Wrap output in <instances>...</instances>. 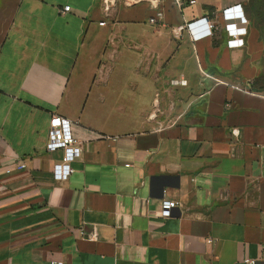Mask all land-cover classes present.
<instances>
[{
  "label": "crops",
  "instance_id": "1",
  "mask_svg": "<svg viewBox=\"0 0 264 264\" xmlns=\"http://www.w3.org/2000/svg\"><path fill=\"white\" fill-rule=\"evenodd\" d=\"M196 1L0 0V264H264V39L250 0ZM54 114L83 145L66 178Z\"/></svg>",
  "mask_w": 264,
  "mask_h": 264
},
{
  "label": "built area",
  "instance_id": "2",
  "mask_svg": "<svg viewBox=\"0 0 264 264\" xmlns=\"http://www.w3.org/2000/svg\"><path fill=\"white\" fill-rule=\"evenodd\" d=\"M149 1L155 9H159L166 0H138ZM173 7L179 11H183L187 7L196 4V0H170ZM70 6L67 5L63 9V13L70 11ZM225 17V25L231 27L230 37L228 44L231 47H243L245 45L244 31L239 30V25L247 24V17L244 16L243 8L240 5L227 8L223 11ZM161 17V13H157L156 17L151 18L152 23H158ZM104 25L105 22L100 23ZM218 29V24L212 21L209 17H202L200 19L192 21H184L182 24L174 28V37L179 39L182 37L183 32L187 31L192 41H197L201 38L209 37L213 35V32ZM172 84L187 85L186 79L172 80ZM47 150L49 152L62 151V157L55 165V174L58 178H66L68 175L74 172L72 163L79 159L83 154V145L78 141L73 132L72 122L58 114L52 115L49 121L48 142ZM18 169L26 167L24 162L18 163ZM11 169H7L10 172ZM179 205L175 200H163L161 203L162 213L169 214L175 207ZM78 233L81 237L87 236L85 228L80 227ZM90 238L93 236L90 235ZM211 241V240H210ZM247 264H255L254 260L245 259ZM51 264H64L63 260L52 259Z\"/></svg>",
  "mask_w": 264,
  "mask_h": 264
},
{
  "label": "rangeland",
  "instance_id": "3",
  "mask_svg": "<svg viewBox=\"0 0 264 264\" xmlns=\"http://www.w3.org/2000/svg\"><path fill=\"white\" fill-rule=\"evenodd\" d=\"M256 5L257 10L253 12L255 15L254 20H251V24L253 25L254 28H256L259 31L260 38L264 39V3L256 1L254 3ZM262 68L263 72L260 77V81L258 83L259 86H264V59L262 61Z\"/></svg>",
  "mask_w": 264,
  "mask_h": 264
},
{
  "label": "trees",
  "instance_id": "4",
  "mask_svg": "<svg viewBox=\"0 0 264 264\" xmlns=\"http://www.w3.org/2000/svg\"><path fill=\"white\" fill-rule=\"evenodd\" d=\"M256 1L257 0H250V2H249V17H250L251 20H254L255 15L253 14V12H255L257 10L256 5L254 4V3H256ZM258 2L264 3V0H258ZM259 79L256 81V84H257L256 86L258 88H264V86H259L258 85V83L260 81Z\"/></svg>",
  "mask_w": 264,
  "mask_h": 264
}]
</instances>
